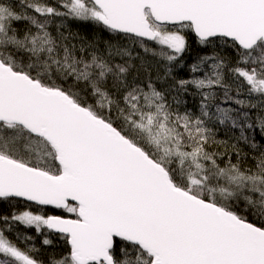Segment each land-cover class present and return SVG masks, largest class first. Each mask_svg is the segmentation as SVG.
Here are the masks:
<instances>
[{"label": "snow or ice", "instance_id": "1", "mask_svg": "<svg viewBox=\"0 0 264 264\" xmlns=\"http://www.w3.org/2000/svg\"><path fill=\"white\" fill-rule=\"evenodd\" d=\"M0 203V264H264V0H0Z\"/></svg>", "mask_w": 264, "mask_h": 264}, {"label": "trees", "instance_id": "2", "mask_svg": "<svg viewBox=\"0 0 264 264\" xmlns=\"http://www.w3.org/2000/svg\"><path fill=\"white\" fill-rule=\"evenodd\" d=\"M70 26L71 30L73 32H79V34L83 37H87L88 39H92L93 37H100L103 36L104 39H107L108 36L106 33L101 34L99 33L92 25L90 24H82L81 22H75V21H70ZM204 51H209L206 49H201L190 37V49L189 51L185 54V67L183 69H180L177 73L178 76L184 77L188 74V69L187 65L190 64L198 54H201ZM141 78H143V74H141ZM189 100V106L190 107H195L196 106V101L192 99L191 97L188 98ZM220 139H226L228 137L225 136L223 132L220 133L219 135ZM23 205H19V207H22ZM11 207L7 204L0 203V213L2 214H8L11 211ZM21 231H27L29 234H32L35 236L34 230H25L23 227L20 229ZM53 240V244L51 246H45L42 248V238L41 237H36L35 238V246L37 248H41V254L40 258L44 259L47 258L48 256L52 255L54 252L58 254L63 245V241H60L57 236L53 235L50 237Z\"/></svg>", "mask_w": 264, "mask_h": 264}]
</instances>
